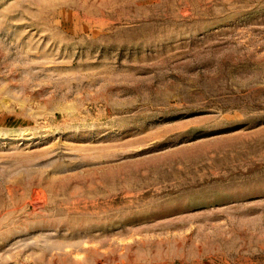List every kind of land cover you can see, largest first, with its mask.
I'll return each instance as SVG.
<instances>
[{"label": "rangeland", "instance_id": "1", "mask_svg": "<svg viewBox=\"0 0 264 264\" xmlns=\"http://www.w3.org/2000/svg\"><path fill=\"white\" fill-rule=\"evenodd\" d=\"M0 264H264V0H0Z\"/></svg>", "mask_w": 264, "mask_h": 264}]
</instances>
